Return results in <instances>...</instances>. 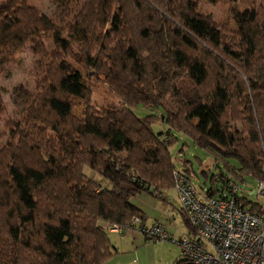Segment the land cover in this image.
Here are the masks:
<instances>
[{
  "label": "trees",
  "instance_id": "16d2710c",
  "mask_svg": "<svg viewBox=\"0 0 264 264\" xmlns=\"http://www.w3.org/2000/svg\"><path fill=\"white\" fill-rule=\"evenodd\" d=\"M55 2L48 17L27 0L0 1V73L27 43L37 57L35 89H13L23 120L0 147V264H103L111 228L136 231L126 228L133 216L147 224L132 198H163L174 170L195 186L201 173L209 196L231 180L244 189L246 176L264 179V2L236 10L235 27L189 0ZM73 63L120 103L97 104ZM160 122L168 129L157 131ZM179 134L208 159L183 156L178 167Z\"/></svg>",
  "mask_w": 264,
  "mask_h": 264
},
{
  "label": "rangeland",
  "instance_id": "374dc122",
  "mask_svg": "<svg viewBox=\"0 0 264 264\" xmlns=\"http://www.w3.org/2000/svg\"><path fill=\"white\" fill-rule=\"evenodd\" d=\"M2 1V0H0ZM190 4L197 12L202 15L210 16L219 25L227 24L228 26L235 27L234 12L236 10H243V4H250L252 0H189ZM258 2L264 0H257ZM30 5L37 6L45 16L50 17L53 15L56 2L55 0H27ZM45 44L49 47L52 43L47 38L44 39ZM32 43H27L8 64L7 72L0 73V87L2 89V98L4 104V112L0 118V147L13 138L12 125L15 121L21 122V108L12 100L14 87H20L22 91L28 93L33 91L36 87L37 76L35 73V64L37 62L36 55L33 54ZM73 65L81 71L84 77L86 86H90L93 92L94 100L97 104H104L108 101L120 103L119 99L112 93L104 82L90 81L87 78L86 72ZM9 74V75H8ZM75 107L74 113L81 115L84 105L83 99L74 98ZM137 114L144 116L148 110L141 105L134 108ZM197 122V120H195ZM154 128L157 131L166 130L168 126L165 123H156ZM174 157L178 155L175 162L178 167H181L180 160L183 156L192 158L195 165L198 166V158L202 157L208 159L207 155L202 148L192 144L188 135L179 134V139L171 147ZM199 156V157H198ZM198 157V158H197ZM231 168V167H230ZM199 171V167L196 169ZM105 186L111 185L107 179H104L97 173L88 172ZM200 173V172H199ZM203 175L200 173L199 179H194L196 187L203 184ZM247 182L244 184L243 192L245 196L253 201H259L264 205V195L258 194L257 181L249 176H246ZM262 180V178H259ZM239 181V179H236ZM206 185L209 186V183ZM207 187V186H206ZM175 188H170L167 191L165 199L154 198L147 192H142L140 195H145L149 199L144 204L145 211L147 212L146 219L149 223L152 220L163 224L164 228L168 231L169 238L165 240H156L148 238L143 233L134 230L124 231H109V237L113 245V254L106 259L104 264H176L181 254V246L176 240L185 234H188L195 228L189 222L190 230L188 231L186 220L184 219L181 210L179 209L180 201L177 200V191ZM254 191V192H252ZM173 198L172 203L169 199ZM134 199V198H132ZM179 199V197H178ZM141 202V201H140ZM261 209V207H260ZM261 211V210H260ZM189 263V262H187Z\"/></svg>",
  "mask_w": 264,
  "mask_h": 264
},
{
  "label": "built area",
  "instance_id": "2783aa9c",
  "mask_svg": "<svg viewBox=\"0 0 264 264\" xmlns=\"http://www.w3.org/2000/svg\"><path fill=\"white\" fill-rule=\"evenodd\" d=\"M180 206L193 230L178 243L181 255L191 264H264V205L261 211L243 204V188L230 181L221 193L209 196L179 170L173 171ZM257 193L264 195V179H256ZM115 226L111 230H118ZM128 230L135 228L149 238L165 240L168 232L158 224H143L133 216Z\"/></svg>",
  "mask_w": 264,
  "mask_h": 264
},
{
  "label": "crops",
  "instance_id": "0c3cea01",
  "mask_svg": "<svg viewBox=\"0 0 264 264\" xmlns=\"http://www.w3.org/2000/svg\"><path fill=\"white\" fill-rule=\"evenodd\" d=\"M176 190V189H175ZM168 191V190H167ZM167 191H165L163 194H162V197L163 198H160V199H165L166 198V195H167ZM176 192V191H175ZM148 194H150L151 196H153L154 198H159V197H156V196H154L153 194H151V193H149V192H147ZM176 195H177V193H176ZM173 198H171V199H169V203H172V200ZM148 200H151V199H149V197H146L145 195H137V196H135L134 197V199H133V202L136 204V205H138L141 209H143L144 210V212H145V219H143L147 224H153V223H160V222H156V221H154V220H152L151 221V223H149L148 221H147V219H146V217H148L147 216V212L145 211V202L146 201H148ZM177 200H179L178 199V195H177ZM141 201V202H140ZM179 207V209L181 210V208H180V205L178 206ZM162 224V223H161ZM163 225V224H162ZM187 227H188V231L190 230V227L187 225ZM111 231H118V232H120L121 231V228H118V230H111ZM134 232H136V231H134ZM120 233H122V232H120ZM105 262V261H104ZM104 264V263H103Z\"/></svg>",
  "mask_w": 264,
  "mask_h": 264
},
{
  "label": "water",
  "instance_id": "95a60500",
  "mask_svg": "<svg viewBox=\"0 0 264 264\" xmlns=\"http://www.w3.org/2000/svg\"><path fill=\"white\" fill-rule=\"evenodd\" d=\"M252 192H254V191H252ZM187 264H191V263H187Z\"/></svg>",
  "mask_w": 264,
  "mask_h": 264
}]
</instances>
